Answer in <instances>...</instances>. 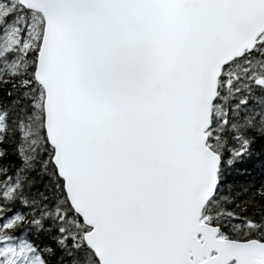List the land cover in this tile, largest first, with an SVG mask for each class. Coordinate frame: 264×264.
<instances>
[{
	"label": "snow or ice",
	"instance_id": "obj_1",
	"mask_svg": "<svg viewBox=\"0 0 264 264\" xmlns=\"http://www.w3.org/2000/svg\"><path fill=\"white\" fill-rule=\"evenodd\" d=\"M140 7L101 89L55 8L0 0V264H264V0Z\"/></svg>",
	"mask_w": 264,
	"mask_h": 264
},
{
	"label": "water",
	"instance_id": "obj_2",
	"mask_svg": "<svg viewBox=\"0 0 264 264\" xmlns=\"http://www.w3.org/2000/svg\"><path fill=\"white\" fill-rule=\"evenodd\" d=\"M62 12L81 78L101 89L134 79L141 49V0H36Z\"/></svg>",
	"mask_w": 264,
	"mask_h": 264
},
{
	"label": "clouds",
	"instance_id": "obj_3",
	"mask_svg": "<svg viewBox=\"0 0 264 264\" xmlns=\"http://www.w3.org/2000/svg\"><path fill=\"white\" fill-rule=\"evenodd\" d=\"M58 13H59V18H60V20H61V23H63V22H64L63 14H62V12H60V11H58Z\"/></svg>",
	"mask_w": 264,
	"mask_h": 264
}]
</instances>
